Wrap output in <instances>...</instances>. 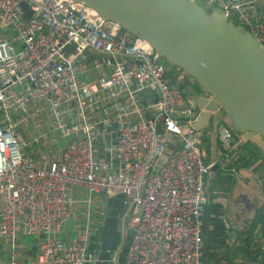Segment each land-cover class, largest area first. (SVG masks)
Returning <instances> with one entry per match:
<instances>
[{"label": "built area", "instance_id": "1", "mask_svg": "<svg viewBox=\"0 0 264 264\" xmlns=\"http://www.w3.org/2000/svg\"><path fill=\"white\" fill-rule=\"evenodd\" d=\"M208 2L264 46V13L245 8L256 0ZM172 68L82 2L0 0V264H97L111 197L125 204L108 264L124 249L123 264H202L213 165ZM234 132L218 126L224 146ZM49 133L66 143L40 165L30 149Z\"/></svg>", "mask_w": 264, "mask_h": 264}, {"label": "water", "instance_id": "2", "mask_svg": "<svg viewBox=\"0 0 264 264\" xmlns=\"http://www.w3.org/2000/svg\"><path fill=\"white\" fill-rule=\"evenodd\" d=\"M73 1L84 3L106 20L144 38L166 63L191 76L205 95L207 116L221 108L235 131L264 136V46L225 10L217 6L208 9L198 0ZM23 7L31 15L27 5ZM124 204V197L107 200L104 223L93 232L102 241V250L94 249L97 243L90 248L91 253L99 254L97 264H108ZM203 229L205 234V225ZM36 252L33 245L28 254L35 256ZM207 258L204 243L202 264H207Z\"/></svg>", "mask_w": 264, "mask_h": 264}, {"label": "crops", "instance_id": "3", "mask_svg": "<svg viewBox=\"0 0 264 264\" xmlns=\"http://www.w3.org/2000/svg\"><path fill=\"white\" fill-rule=\"evenodd\" d=\"M200 1L213 7L208 0ZM245 8L264 13V0H256L255 5H246ZM171 72L196 113L194 127L205 150L204 161L213 165L205 177L208 200L206 220L203 219L206 230L204 234L203 229L202 250L206 243L207 264H264V251L260 248L264 223L259 219L264 218V136L251 131H236L235 144L229 148L224 146L216 138L218 126H230L224 111L220 108L207 116L205 95L197 82L179 68L174 67ZM194 84L198 87V94L192 90ZM47 122L43 118L45 125ZM44 131L47 128L37 130L36 136ZM65 143L66 139L59 133H49L34 142L30 152L38 164L47 165ZM31 240L30 237L28 241Z\"/></svg>", "mask_w": 264, "mask_h": 264}, {"label": "trees", "instance_id": "4", "mask_svg": "<svg viewBox=\"0 0 264 264\" xmlns=\"http://www.w3.org/2000/svg\"><path fill=\"white\" fill-rule=\"evenodd\" d=\"M198 1H199L203 6H205V4H203L200 0H198ZM205 7L209 9V7H207V6H205ZM174 67H175V66H173V68H174ZM176 68H177V67H176ZM199 89H200V91H202L201 88H200V86H199ZM230 126H231V125H230ZM231 128H232V126H231ZM232 130L235 131L233 128H232ZM259 219H261V220L263 221V223H264V218H263V217H259ZM130 239H131V231H129V234H128L127 238H126V241L129 242ZM120 241H121V235H120V233H119V237H118V239H117V243H116V245L119 244ZM124 255H125V249H124V252L121 254V257H120V264H123V262H124Z\"/></svg>", "mask_w": 264, "mask_h": 264}, {"label": "rangeland", "instance_id": "5", "mask_svg": "<svg viewBox=\"0 0 264 264\" xmlns=\"http://www.w3.org/2000/svg\"><path fill=\"white\" fill-rule=\"evenodd\" d=\"M197 85L199 86L198 83H197ZM197 85L194 84L193 87H192V90L194 91L195 94H198L199 93ZM71 226H72V229H73L74 223H71Z\"/></svg>", "mask_w": 264, "mask_h": 264}, {"label": "flooded vegetation", "instance_id": "6", "mask_svg": "<svg viewBox=\"0 0 264 264\" xmlns=\"http://www.w3.org/2000/svg\"><path fill=\"white\" fill-rule=\"evenodd\" d=\"M118 237H119V234H118Z\"/></svg>", "mask_w": 264, "mask_h": 264}, {"label": "clouds", "instance_id": "7", "mask_svg": "<svg viewBox=\"0 0 264 264\" xmlns=\"http://www.w3.org/2000/svg\"><path fill=\"white\" fill-rule=\"evenodd\" d=\"M231 127V126H230ZM236 132V131H235Z\"/></svg>", "mask_w": 264, "mask_h": 264}]
</instances>
